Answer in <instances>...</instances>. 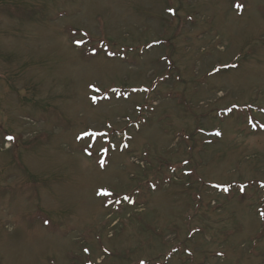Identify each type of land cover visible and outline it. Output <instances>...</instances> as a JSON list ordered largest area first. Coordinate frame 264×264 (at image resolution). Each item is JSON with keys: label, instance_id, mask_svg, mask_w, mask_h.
Segmentation results:
<instances>
[{"label": "rangeland", "instance_id": "obj_1", "mask_svg": "<svg viewBox=\"0 0 264 264\" xmlns=\"http://www.w3.org/2000/svg\"><path fill=\"white\" fill-rule=\"evenodd\" d=\"M0 264H264V0H0Z\"/></svg>", "mask_w": 264, "mask_h": 264}, {"label": "snow or ice", "instance_id": "obj_2", "mask_svg": "<svg viewBox=\"0 0 264 264\" xmlns=\"http://www.w3.org/2000/svg\"><path fill=\"white\" fill-rule=\"evenodd\" d=\"M217 135H219V134L217 133ZM9 139H11V138H9Z\"/></svg>", "mask_w": 264, "mask_h": 264}]
</instances>
